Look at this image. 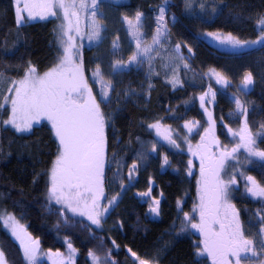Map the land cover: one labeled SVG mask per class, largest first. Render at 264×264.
<instances>
[{
    "label": "snow or ice",
    "instance_id": "6c2138e0",
    "mask_svg": "<svg viewBox=\"0 0 264 264\" xmlns=\"http://www.w3.org/2000/svg\"><path fill=\"white\" fill-rule=\"evenodd\" d=\"M181 18L234 25L199 35L251 59L236 71L204 62L198 68L194 47L174 32ZM36 22L52 25L43 60L33 59L26 31ZM159 86L169 95L194 91L176 104L157 95L154 106ZM196 103L200 118H188ZM42 122L47 151L37 154L30 192L19 189V199L0 192V204L12 203L0 207V224L18 242L22 264H79L75 239L60 235L74 218L86 233L84 264H178L168 255L181 236L196 237L192 264H264V0H7L0 5V158ZM154 163L176 179L175 214L140 251L137 237L147 239L150 229L140 213L129 224L132 213L126 219L127 208L120 209L125 197L139 198L147 205L143 217L162 216L164 187L172 185L158 186L149 172ZM140 177L146 188L133 191ZM31 193L55 217L66 251L44 250L29 230L23 198ZM128 229L129 244L112 235L127 238ZM0 264H16L2 241Z\"/></svg>",
    "mask_w": 264,
    "mask_h": 264
},
{
    "label": "trees",
    "instance_id": "16d2710c",
    "mask_svg": "<svg viewBox=\"0 0 264 264\" xmlns=\"http://www.w3.org/2000/svg\"><path fill=\"white\" fill-rule=\"evenodd\" d=\"M138 0H129L128 5H134ZM150 3H156L157 0H149ZM7 3V0H0V5ZM52 25H44L42 23L36 22L32 26L26 29L27 32L31 34L30 40V51L32 52L33 59L43 60L48 52L47 44L50 39L49 31ZM235 26L231 24H225L224 20H217L214 22H209L208 24H202L199 21L181 18L180 22L174 29V32L179 33L180 38L187 40L191 46L194 47L196 51L197 60L195 61L196 66L199 68L201 62H204L207 66L221 65L231 68L233 71L238 70L242 65L246 64L251 57L247 56H234L231 50L226 48H220L214 41L200 36L199 33L203 31H217L223 28L224 30H232ZM243 35L247 38H255L254 33H252L250 26H240ZM191 75V74H189ZM193 89H188L187 94L183 91L177 92L174 95H169V90L159 86L157 91L153 93V105L156 106V96L159 95L162 101L171 100L173 104L182 102L191 95ZM198 93V89H195ZM177 97L179 99H177ZM220 107L224 108V111H228V99L226 96L221 95L218 97ZM187 117H195L199 119L197 112L198 103L188 105ZM185 109H182L184 111ZM219 113V108L216 109ZM175 126V125H174ZM8 138H11V133L5 134ZM20 134H17L19 136ZM40 138L43 141L40 144L35 143ZM48 141V130L46 122H42L40 126H34L32 134H23L22 139H16V143L13 145V154L8 158H0V192H11L12 197L19 199V189L23 188L25 193L30 192L29 184L31 179V173L33 170L34 162L37 158V154L41 149L44 152L47 151L44 148V144ZM31 145L29 149L22 147V145ZM43 159H47V156H42ZM175 161L181 159H187L186 156H175L173 157ZM37 168L40 167L39 164L35 165ZM156 169V168H155ZM150 173L156 175L157 184L160 187H164L169 182L171 187H164L166 194L168 195V200L162 203L163 213L162 216L157 217H143V213L146 211L147 207L144 203H141L137 199L124 198V202L121 204V211L127 208L128 212L123 213L125 218L128 219V213H132L131 219L128 220L129 224L135 222V213H140L142 220L146 226L150 229L147 239H143L141 236L137 237V243L135 249L144 251L148 248L152 240L160 235L164 229L170 226L171 220L174 217V210L172 208L173 200L172 197L177 193V183L176 179L172 176L170 169H164L154 171V169H149ZM253 174H256L255 172ZM147 174H145L146 176ZM144 178V177H143ZM141 179V177L139 178ZM194 184V180L191 181ZM145 181L141 184L139 183L137 188L133 191L140 190L141 187H145ZM189 185L186 182L182 187L187 188ZM159 190V188H158ZM194 191V189H193ZM37 195L36 193H31L26 195L23 199L28 203L30 208V213L26 218V223L29 226V230L33 232L35 236H39L42 242V248L47 250L48 248H60L62 251L65 248L62 246L61 239L58 238L54 225L56 219L53 215L48 214L46 209L41 207L34 202L33 197ZM191 195V193H190ZM131 196V193H129ZM246 203V202H245ZM254 206V205H252ZM0 207L12 208L11 201L6 204H0ZM191 207V199L188 200L186 209ZM19 215V213H17ZM112 220L110 219L105 225V228L111 226ZM68 232L73 236L76 242V246L80 247L81 255L78 257L79 264H84V252L85 249L81 247V240L85 237L86 233L83 231V224L79 222V218H74L73 224L70 228H61L60 235ZM78 234V235H77ZM113 236L118 238V242L121 244H129L132 237L131 229L127 230V238L121 236L119 233H112ZM196 237L192 236H181L175 241L174 247L168 255V260H177L178 264H192V255L190 244L191 241ZM165 240L170 239L169 237H164ZM0 241L3 242L4 247L11 259L16 261V264H22V253L19 251L18 242L10 237L7 230L3 229L2 224H0ZM91 246V245H89ZM134 249V250H135ZM123 259V255L120 256ZM202 259V258H198ZM42 264H47L42 261ZM168 264V261H165Z\"/></svg>",
    "mask_w": 264,
    "mask_h": 264
},
{
    "label": "rangeland",
    "instance_id": "374dc122",
    "mask_svg": "<svg viewBox=\"0 0 264 264\" xmlns=\"http://www.w3.org/2000/svg\"><path fill=\"white\" fill-rule=\"evenodd\" d=\"M120 2L123 4V5H128V2H129V0H120ZM124 10H131V8H121V11H124ZM128 43H129V41L127 40V39H125V41H124V44H125V47H127L128 46ZM89 55H90V53H89ZM156 168V169H155ZM151 169H154V171H159L160 169L158 168V166L154 163L153 164V166H152V168ZM45 250V249H44ZM64 251H66V249L64 250ZM43 261H45L47 264H50V262H48L47 260H46V258L43 260Z\"/></svg>",
    "mask_w": 264,
    "mask_h": 264
},
{
    "label": "flooded vegetation",
    "instance_id": "af4514ba",
    "mask_svg": "<svg viewBox=\"0 0 264 264\" xmlns=\"http://www.w3.org/2000/svg\"><path fill=\"white\" fill-rule=\"evenodd\" d=\"M143 181H145V178L141 177V179H140V184H141ZM145 188H146V186H145V187H141L140 190H138V191L145 190ZM157 190H158V189H157ZM138 199H139V198H138ZM140 202H141V203H144V202L141 201V200H140ZM144 204H145V203H144ZM145 205H146V204H145ZM146 207H147V205H146ZM150 217H153V216H150Z\"/></svg>",
    "mask_w": 264,
    "mask_h": 264
}]
</instances>
